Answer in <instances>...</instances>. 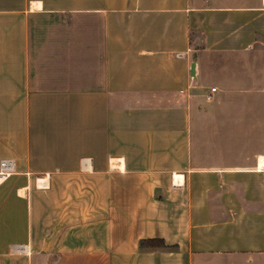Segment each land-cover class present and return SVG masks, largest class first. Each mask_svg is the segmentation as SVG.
Returning <instances> with one entry per match:
<instances>
[{"label":"crops","instance_id":"0c3cea01","mask_svg":"<svg viewBox=\"0 0 264 264\" xmlns=\"http://www.w3.org/2000/svg\"><path fill=\"white\" fill-rule=\"evenodd\" d=\"M4 158L0 264H264V1L0 0Z\"/></svg>","mask_w":264,"mask_h":264},{"label":"built area","instance_id":"2783aa9c","mask_svg":"<svg viewBox=\"0 0 264 264\" xmlns=\"http://www.w3.org/2000/svg\"><path fill=\"white\" fill-rule=\"evenodd\" d=\"M264 1V0H263ZM216 88L212 87L210 88V92L215 91ZM184 90H181L183 92ZM211 94L207 93L206 94V99L210 100L211 99ZM15 171V164L12 159L4 158L0 160V180H4L7 178V176Z\"/></svg>","mask_w":264,"mask_h":264},{"label":"trees","instance_id":"16d2710c","mask_svg":"<svg viewBox=\"0 0 264 264\" xmlns=\"http://www.w3.org/2000/svg\"><path fill=\"white\" fill-rule=\"evenodd\" d=\"M139 246L141 248L144 247H151V248H164L165 244L164 241L160 238H151V239H142L139 242Z\"/></svg>","mask_w":264,"mask_h":264},{"label":"water","instance_id":"95a60500","mask_svg":"<svg viewBox=\"0 0 264 264\" xmlns=\"http://www.w3.org/2000/svg\"><path fill=\"white\" fill-rule=\"evenodd\" d=\"M193 67H194V64L191 65V70H190V74L193 76Z\"/></svg>","mask_w":264,"mask_h":264},{"label":"rangeland","instance_id":"374dc122","mask_svg":"<svg viewBox=\"0 0 264 264\" xmlns=\"http://www.w3.org/2000/svg\"><path fill=\"white\" fill-rule=\"evenodd\" d=\"M32 264H39L37 260H33Z\"/></svg>","mask_w":264,"mask_h":264}]
</instances>
